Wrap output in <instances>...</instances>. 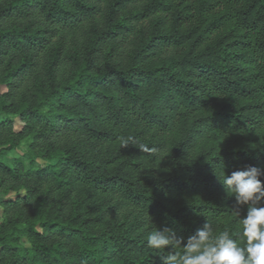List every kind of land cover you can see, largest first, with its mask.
Here are the masks:
<instances>
[{
    "label": "trees",
    "instance_id": "obj_1",
    "mask_svg": "<svg viewBox=\"0 0 264 264\" xmlns=\"http://www.w3.org/2000/svg\"><path fill=\"white\" fill-rule=\"evenodd\" d=\"M248 166L264 0H0V264H161L147 232L206 217L235 237L217 175Z\"/></svg>",
    "mask_w": 264,
    "mask_h": 264
},
{
    "label": "clouds",
    "instance_id": "obj_2",
    "mask_svg": "<svg viewBox=\"0 0 264 264\" xmlns=\"http://www.w3.org/2000/svg\"><path fill=\"white\" fill-rule=\"evenodd\" d=\"M138 147L147 150L142 144ZM261 176L264 170L256 166L233 171L230 175L223 170L217 175L226 196L234 197L237 208L248 205L243 217L236 211L241 226L237 236L228 230L217 231L214 222L205 216L203 226L187 237L178 236L177 230L168 226L152 229L146 235L147 247L159 256L161 264H264V182ZM148 220L153 223L149 214Z\"/></svg>",
    "mask_w": 264,
    "mask_h": 264
},
{
    "label": "rangeland",
    "instance_id": "obj_3",
    "mask_svg": "<svg viewBox=\"0 0 264 264\" xmlns=\"http://www.w3.org/2000/svg\"><path fill=\"white\" fill-rule=\"evenodd\" d=\"M22 154H24V147L21 146L16 151L11 153L10 156L13 157V156L22 155ZM14 197H15L14 193H7V194L0 193V213L3 211V206L1 204V201L5 199H9V198H14Z\"/></svg>",
    "mask_w": 264,
    "mask_h": 264
}]
</instances>
